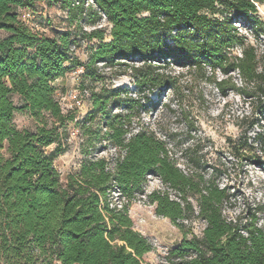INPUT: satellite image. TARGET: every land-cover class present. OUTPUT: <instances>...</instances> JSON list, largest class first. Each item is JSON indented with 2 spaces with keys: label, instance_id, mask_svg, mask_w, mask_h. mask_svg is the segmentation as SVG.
Returning <instances> with one entry per match:
<instances>
[{
  "label": "trees",
  "instance_id": "trees-1",
  "mask_svg": "<svg viewBox=\"0 0 264 264\" xmlns=\"http://www.w3.org/2000/svg\"><path fill=\"white\" fill-rule=\"evenodd\" d=\"M89 1L49 0L65 9L71 22L95 25L107 17L110 40L104 29L82 31V38L96 40L82 62L71 51L80 42L78 33L48 34L23 21V9L36 12L34 0H0V264H147L143 257L153 244L134 228L127 205L144 193L150 174L181 199L153 191L148 197L157 214L181 230L185 221H206L201 236L184 232L157 264H264V227L256 224V215L244 224L224 215L227 188L201 173L183 172L153 131L141 128L126 137L131 115H111L113 107L142 106L126 89L93 91L92 108L82 120L101 116L105 121L107 137L119 148L114 163L106 157L87 159L66 182L54 165L64 150L67 124L76 119L74 111L63 112L54 83L74 67L95 77L100 62L113 67L139 61L132 66L139 89L168 85L170 76L160 68L169 63L208 67L213 75L238 71L261 94L258 111L264 121V71H259L256 48L235 25L239 20L264 35V23L253 17L261 0H92L86 6ZM237 46L242 56L230 55ZM216 85L224 95L239 89L231 76ZM19 111L39 117L47 112L52 124L45 119L36 130L20 129L14 122ZM258 136L264 142V133ZM52 144L50 153L46 148ZM114 191L119 201L125 199L121 207L111 205Z\"/></svg>",
  "mask_w": 264,
  "mask_h": 264
},
{
  "label": "rangeland",
  "instance_id": "rangeland-1",
  "mask_svg": "<svg viewBox=\"0 0 264 264\" xmlns=\"http://www.w3.org/2000/svg\"><path fill=\"white\" fill-rule=\"evenodd\" d=\"M33 5L36 12L30 22L36 29L48 34L67 29L78 33L80 42L73 55L82 62L88 61L91 47L96 43L95 39L89 42L82 38V31L104 29L106 40L111 39V26L103 20L95 25L71 22L66 10L58 3L34 0ZM256 8L254 19L264 23V0L257 1ZM235 25L245 36L246 44L256 48L259 71H264V35H257L251 26L239 20ZM1 35H6V32ZM229 52L238 56L240 46ZM140 64L139 61H127L124 65L107 67L100 62L95 77L86 75L82 66L74 67L55 81L56 97L63 112L74 111L76 116L75 120L69 121L64 132V150L54 159L62 180L66 182L69 174L77 173L87 159L106 157L114 163L118 157L119 148L107 137V127L101 116L88 123L82 120L92 108L93 91H99L103 86L122 88L142 103V106L134 104L130 108L118 106L112 109L111 115H131V132L127 138L141 128L153 131L167 143L170 155L183 172L201 173L220 187L227 188L228 198L224 201L223 213L228 219L240 220L244 224L256 215V224L264 227V142L258 136V133H264V121L258 111L261 94L254 90L253 84H245L238 71L227 75L217 70L213 75L208 67L205 71L173 63L160 68L170 76L168 85L139 89L132 66ZM229 76L239 89L229 90L224 95L216 82ZM247 91L252 93L251 96L245 94ZM73 94L78 95L81 103L73 98ZM13 99L16 104L20 103L19 95L15 94ZM45 119L49 125L52 124L53 119L47 112L39 117L19 111L14 122L20 129L36 130ZM55 146L52 144L46 150L51 153ZM155 190L168 191L171 198L181 200L180 194L169 188L158 175L150 174L144 193H137L127 205L134 228L153 244V249L143 257L147 264L165 261L169 252L181 242L184 232L188 236H191V231L201 236L206 226L205 220L196 218L185 221L187 227L181 230L170 218L157 214L156 205L148 197ZM111 194L110 199L119 203L118 193L114 191Z\"/></svg>",
  "mask_w": 264,
  "mask_h": 264
},
{
  "label": "built area",
  "instance_id": "built-area-1",
  "mask_svg": "<svg viewBox=\"0 0 264 264\" xmlns=\"http://www.w3.org/2000/svg\"><path fill=\"white\" fill-rule=\"evenodd\" d=\"M76 3L78 4L79 2L76 1ZM90 3H93V1L91 0V1H89V2H86V6H88ZM33 16H34V12L31 11V10H27V9H23V10L21 11V15H20L21 19H22L23 21L29 23V24H31L30 21H31V19H32ZM102 20H103L104 22H107V17H106L105 15H103ZM234 48H235V47H234ZM234 48H232V49L234 50ZM75 49H76L75 46H72V47H71V51H72V52H75ZM232 49H231V50H232ZM238 56H242V49H241V48H240V53H239ZM73 98L77 99V102H78V103H81V101L78 99V95H77V94H73ZM118 201H119V200H118ZM111 205H112V206H116V205H117L118 207H121V206H122V202H121V201H120L119 203H114V202H112Z\"/></svg>",
  "mask_w": 264,
  "mask_h": 264
}]
</instances>
